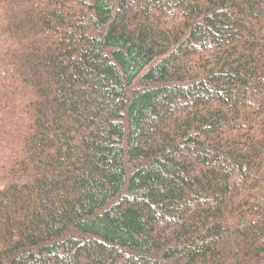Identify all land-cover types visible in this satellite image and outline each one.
I'll use <instances>...</instances> for the list:
<instances>
[{
    "label": "trees",
    "instance_id": "trees-1",
    "mask_svg": "<svg viewBox=\"0 0 264 264\" xmlns=\"http://www.w3.org/2000/svg\"><path fill=\"white\" fill-rule=\"evenodd\" d=\"M0 264H264V0H0Z\"/></svg>",
    "mask_w": 264,
    "mask_h": 264
}]
</instances>
